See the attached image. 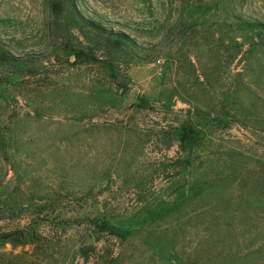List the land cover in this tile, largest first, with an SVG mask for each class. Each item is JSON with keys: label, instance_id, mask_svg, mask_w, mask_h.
Segmentation results:
<instances>
[{"label": "rangeland", "instance_id": "obj_1", "mask_svg": "<svg viewBox=\"0 0 264 264\" xmlns=\"http://www.w3.org/2000/svg\"><path fill=\"white\" fill-rule=\"evenodd\" d=\"M0 264H264V0H0Z\"/></svg>", "mask_w": 264, "mask_h": 264}]
</instances>
